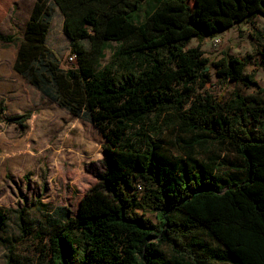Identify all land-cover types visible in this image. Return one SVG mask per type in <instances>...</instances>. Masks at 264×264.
Wrapping results in <instances>:
<instances>
[{"label": "trees", "instance_id": "trees-1", "mask_svg": "<svg viewBox=\"0 0 264 264\" xmlns=\"http://www.w3.org/2000/svg\"><path fill=\"white\" fill-rule=\"evenodd\" d=\"M54 6L74 67L62 68L47 43ZM257 15L264 0H35L20 37L0 32L3 42L19 41L14 68L106 139L98 183L76 210L59 207L39 224L45 264H264V89L245 72L250 54L213 60L188 47ZM212 68L222 83L254 92L192 100ZM31 114L8 120L24 128ZM172 116L187 134L177 155L159 136ZM215 145L241 166L220 174L219 154L197 155ZM9 213L21 237L36 228L23 205L0 207V229Z\"/></svg>", "mask_w": 264, "mask_h": 264}, {"label": "rangeland", "instance_id": "rangeland-1", "mask_svg": "<svg viewBox=\"0 0 264 264\" xmlns=\"http://www.w3.org/2000/svg\"><path fill=\"white\" fill-rule=\"evenodd\" d=\"M34 2L21 0L14 6V12L10 9L8 13L7 8L0 5V24L8 27L5 33L12 32L18 37L22 35L28 10ZM63 21L60 9L54 6L47 43L56 52L60 66L70 68L77 65V57L74 60L69 58L75 54L71 52ZM17 43L0 41V102L16 105L26 100L28 105H41L47 117L34 118L28 125L25 124L26 128L0 117V207L14 209L26 205L37 221L36 228L21 237L15 214L9 213L7 222L0 229V264H45L48 239L39 224H45L47 215L53 214L59 207L76 210L80 200L98 183L106 139L88 118L74 117L25 80L15 81L8 59L11 52L15 54ZM81 43L89 49L87 39ZM197 45L213 60L225 53L239 57L250 54L251 62L245 72L252 74L264 89L263 16L257 15L249 22L237 23L202 42L193 39L188 47ZM116 47V42L110 43L105 58L101 60L102 65L110 60ZM211 74L212 82L204 88L196 87L192 100L202 99L207 94L215 97L224 94L226 100H230L236 92H254L253 88L235 82L222 83L213 68ZM159 136L170 154L182 153L180 137L187 134L181 131L174 116L163 124ZM212 152L220 155L218 161L224 162L220 174L228 173L231 164L241 166L237 156L221 146H211L208 152L198 149L197 155L207 159ZM146 215L153 216L149 212Z\"/></svg>", "mask_w": 264, "mask_h": 264}, {"label": "crops", "instance_id": "crops-1", "mask_svg": "<svg viewBox=\"0 0 264 264\" xmlns=\"http://www.w3.org/2000/svg\"><path fill=\"white\" fill-rule=\"evenodd\" d=\"M21 2V0H0V5L3 7H6V13H8V11L11 10V12H14V6L16 5V3ZM35 3V2H34ZM34 3H32L30 10H28V17H27V21L30 18L31 15V11L33 9ZM27 8V7H25ZM4 10V9H3ZM10 17H8L9 20ZM6 20V19H5ZM27 23V22H26ZM26 26V25H25ZM8 28V27H6ZM6 28L3 27V23L0 24V32H2L3 34H13L12 32H7L5 33L4 30H7ZM49 35V34H48ZM1 41V40H0ZM3 42V41H1ZM16 42V41H15ZM6 43V42H3ZM18 47H19V41L17 43V47H16V51L15 54L13 52L10 53L9 55V59L8 62H11L12 65V72L11 75H13V78L15 79V81L18 82H22L23 80H25L26 82H28L31 86H33L34 88H36L32 83H30L26 77H24L23 74H21L20 72H18L15 68H14V64L16 61V57H17V51H18ZM37 90H39L38 88H36ZM40 91V90H39ZM41 92V91H40ZM42 93V92H41ZM43 94V93H42ZM44 95V94H43ZM45 96V95H44ZM54 102V101H53ZM56 103V102H55ZM57 104V103H56ZM58 105V104H57ZM41 105H28V103H26V100L16 104V105H3V110L0 111V117L6 118L8 120V117L10 115H15V114H22L25 112L30 111L32 114L30 116V118L28 120L25 121V124L28 125L34 118L40 117V116H46L47 114L45 113L44 110H42V108L40 107ZM59 106V105H58ZM60 107V106H59ZM62 108V107H61ZM64 109V108H63ZM72 115V114H71ZM45 117V118H46ZM9 121V120H8ZM14 124H17L16 122H12ZM19 125V124H18ZM20 126V125H19ZM21 127V126H20ZM26 128V127H25Z\"/></svg>", "mask_w": 264, "mask_h": 264}, {"label": "built area", "instance_id": "built-area-1", "mask_svg": "<svg viewBox=\"0 0 264 264\" xmlns=\"http://www.w3.org/2000/svg\"><path fill=\"white\" fill-rule=\"evenodd\" d=\"M75 57H76V55H71L69 58H70V60H74Z\"/></svg>", "mask_w": 264, "mask_h": 264}]
</instances>
